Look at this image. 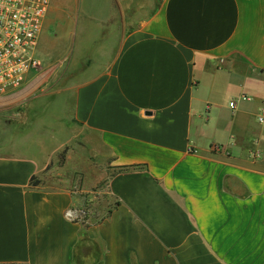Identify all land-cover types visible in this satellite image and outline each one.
<instances>
[{"label":"crops","instance_id":"crops-1","mask_svg":"<svg viewBox=\"0 0 264 264\" xmlns=\"http://www.w3.org/2000/svg\"><path fill=\"white\" fill-rule=\"evenodd\" d=\"M140 1L51 0L31 88L119 204L93 223L71 185L42 187L67 141L31 154L46 104L24 100L0 116V264H264V0H156L132 19ZM72 35L93 51L77 67L54 58Z\"/></svg>","mask_w":264,"mask_h":264},{"label":"rangeland","instance_id":"rangeland-1","mask_svg":"<svg viewBox=\"0 0 264 264\" xmlns=\"http://www.w3.org/2000/svg\"><path fill=\"white\" fill-rule=\"evenodd\" d=\"M156 0H141L139 5L135 7L131 18H136L139 14H143L146 9L152 8ZM147 6V7H146ZM74 30V28H72ZM77 33H80V28H77ZM71 37L70 44L64 48L63 53L54 55L57 61L66 58V63L71 65H79L82 58L91 54L93 51L87 45V40H83L80 43V37L73 39ZM67 51L65 52V50ZM41 69L37 76L29 80L30 83L36 84L39 80V75L43 73ZM30 84L28 90L12 97L7 103L0 102V116L3 115H15L24 100H30V106L32 108H40L42 102L46 104V111L44 114L39 115L37 112L30 115V136L28 138V144L30 145L31 154L41 156L42 154H50L52 151L60 146V143L67 141L65 147H62L59 151L52 154L50 168L53 170L50 174L45 175L42 178V187L46 190L63 189L68 185H71V189L78 192L83 207L86 208V199L92 203L90 212L87 213L89 218L94 221L95 215L99 214L103 208H106L111 202L105 196L107 194L108 181L111 178L112 171L107 172V176L99 181V178L104 174L107 167L105 162L97 161L91 155L87 154L85 143L82 138L70 135L67 127L62 125L65 120L60 121L58 118V103L57 99H48V97L36 95L42 93V88L34 90ZM20 121L15 120L14 124L18 125ZM15 125V126H16ZM45 127V128H44ZM46 129V130H43ZM43 130V131H41ZM58 167L57 171L54 169ZM83 189H88L89 192H81ZM106 198V199H105Z\"/></svg>","mask_w":264,"mask_h":264},{"label":"built area","instance_id":"built-area-1","mask_svg":"<svg viewBox=\"0 0 264 264\" xmlns=\"http://www.w3.org/2000/svg\"><path fill=\"white\" fill-rule=\"evenodd\" d=\"M51 0H0V101L12 100L14 95L24 93L41 70L36 56L38 40ZM234 110L235 101L230 102ZM264 125V112L257 116ZM215 152L222 151L220 145H213ZM253 158L259 151L251 153ZM69 218L80 219L82 213L69 210Z\"/></svg>","mask_w":264,"mask_h":264},{"label":"trees","instance_id":"trees-1","mask_svg":"<svg viewBox=\"0 0 264 264\" xmlns=\"http://www.w3.org/2000/svg\"><path fill=\"white\" fill-rule=\"evenodd\" d=\"M127 169H129V167H120V168L118 169V172H123V171H125V170H127ZM32 183H33V185H37V184H38V182L35 181L34 178H33ZM105 197L107 198V196H105ZM106 198H105V199H106ZM118 204H119L118 202L111 201V202L109 203V205H108L106 208H103V209L101 210V212H99V214H96V215H95V220L92 221V222H93V223H98V222H101L102 220H104L106 217H108V216L112 213L113 209H114L116 206H118ZM91 205H92V203H90V202L88 201V199H86V208L84 209V213L86 214L85 217H88V214H87V213H89L90 211L87 210V209L92 208Z\"/></svg>","mask_w":264,"mask_h":264}]
</instances>
